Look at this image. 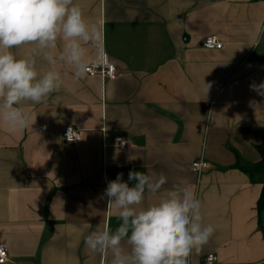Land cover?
Returning <instances> with one entry per match:
<instances>
[{"label": "crops", "instance_id": "crops-1", "mask_svg": "<svg viewBox=\"0 0 264 264\" xmlns=\"http://www.w3.org/2000/svg\"><path fill=\"white\" fill-rule=\"evenodd\" d=\"M100 32L103 60L115 80L75 77L67 64L61 87L40 104L23 102L32 127L9 133L0 123V246L6 264H111L85 237L115 229L117 210L104 191L122 173L167 178L195 189L204 224L215 231L188 264H264V213L257 212L263 178L240 167L261 161L264 143V2L257 0H73ZM214 36L221 50L203 47ZM88 48V65L97 48ZM62 48L58 43L57 51ZM18 58L30 54L13 49ZM100 64V63H99ZM210 85L208 91L207 86ZM74 127L77 146L62 135ZM125 138L123 150L117 139ZM201 159L208 168L190 170ZM124 247L128 246L124 244Z\"/></svg>", "mask_w": 264, "mask_h": 264}, {"label": "clouds", "instance_id": "clouds-1", "mask_svg": "<svg viewBox=\"0 0 264 264\" xmlns=\"http://www.w3.org/2000/svg\"><path fill=\"white\" fill-rule=\"evenodd\" d=\"M100 32L89 24L73 0H0V123L9 133L32 127L36 116L23 102L40 104L62 84L59 71L41 72L38 60L50 66L67 64L76 78L88 71V48H97L95 63L103 62ZM58 43L62 48L57 51ZM26 46L18 58L13 49ZM207 86V91L210 85ZM264 89V83L252 86ZM260 94L264 95V92ZM167 182L141 171H129L127 181L117 174L104 191L107 206L117 210L118 226L93 231L85 245L93 252L111 253V264H188L214 234L203 223L201 202L190 186L173 185L146 207V194L156 195ZM124 244L128 247L125 248Z\"/></svg>", "mask_w": 264, "mask_h": 264}, {"label": "built area", "instance_id": "built-area-1", "mask_svg": "<svg viewBox=\"0 0 264 264\" xmlns=\"http://www.w3.org/2000/svg\"><path fill=\"white\" fill-rule=\"evenodd\" d=\"M203 47L208 50H221L223 44L214 36L208 37L203 42ZM86 74L89 77L101 76L104 79L115 80L118 76L117 68L110 62L108 58H105L100 64H91L88 67ZM63 142L66 145L77 146L81 142V135L74 127H67L62 135ZM117 143L120 148L126 150L129 147V142L125 139H117ZM208 163L201 159L198 162H194L190 170L196 174H200L204 169L208 168ZM8 261V251L6 247L0 246V264H6ZM216 257L214 255H208L205 258L204 264H216Z\"/></svg>", "mask_w": 264, "mask_h": 264}, {"label": "trees", "instance_id": "trees-1", "mask_svg": "<svg viewBox=\"0 0 264 264\" xmlns=\"http://www.w3.org/2000/svg\"><path fill=\"white\" fill-rule=\"evenodd\" d=\"M259 2H264V0H257ZM258 151L261 156V161L257 165L250 166V167H240V169L250 176L251 180L254 181L257 177L263 178V189L261 196L257 202V212L259 218H261L262 214L264 213V143L258 147Z\"/></svg>", "mask_w": 264, "mask_h": 264}]
</instances>
